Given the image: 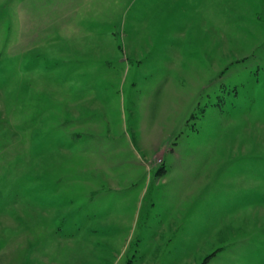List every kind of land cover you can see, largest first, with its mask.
I'll return each instance as SVG.
<instances>
[{
    "label": "rangeland",
    "instance_id": "1",
    "mask_svg": "<svg viewBox=\"0 0 264 264\" xmlns=\"http://www.w3.org/2000/svg\"><path fill=\"white\" fill-rule=\"evenodd\" d=\"M0 264H264V0H0Z\"/></svg>",
    "mask_w": 264,
    "mask_h": 264
}]
</instances>
